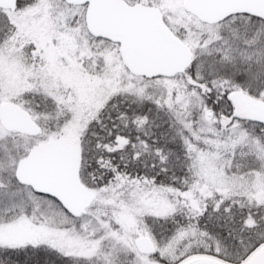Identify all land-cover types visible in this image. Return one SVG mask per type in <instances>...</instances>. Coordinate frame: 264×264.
I'll list each match as a JSON object with an SVG mask.
<instances>
[{
	"label": "snow or ice",
	"instance_id": "6c2138e0",
	"mask_svg": "<svg viewBox=\"0 0 264 264\" xmlns=\"http://www.w3.org/2000/svg\"><path fill=\"white\" fill-rule=\"evenodd\" d=\"M0 264H264V0H0Z\"/></svg>",
	"mask_w": 264,
	"mask_h": 264
}]
</instances>
